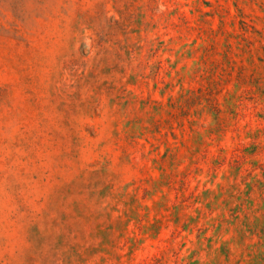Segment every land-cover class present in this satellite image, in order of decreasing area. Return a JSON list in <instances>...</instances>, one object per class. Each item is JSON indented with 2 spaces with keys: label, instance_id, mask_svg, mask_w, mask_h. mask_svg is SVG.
<instances>
[{
  "label": "rangeland",
  "instance_id": "1",
  "mask_svg": "<svg viewBox=\"0 0 264 264\" xmlns=\"http://www.w3.org/2000/svg\"><path fill=\"white\" fill-rule=\"evenodd\" d=\"M0 264H264V0H0Z\"/></svg>",
  "mask_w": 264,
  "mask_h": 264
}]
</instances>
